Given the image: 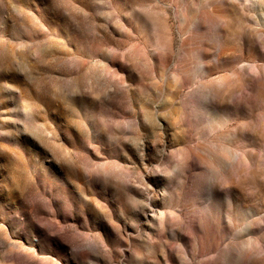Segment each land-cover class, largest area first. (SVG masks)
<instances>
[{"label":"rangeland","instance_id":"rangeland-1","mask_svg":"<svg viewBox=\"0 0 264 264\" xmlns=\"http://www.w3.org/2000/svg\"><path fill=\"white\" fill-rule=\"evenodd\" d=\"M0 264H264V0H0Z\"/></svg>","mask_w":264,"mask_h":264},{"label":"bare ground","instance_id":"bare-ground-1","mask_svg":"<svg viewBox=\"0 0 264 264\" xmlns=\"http://www.w3.org/2000/svg\"><path fill=\"white\" fill-rule=\"evenodd\" d=\"M195 241L198 243V245H200V238H199V236L196 237V240Z\"/></svg>","mask_w":264,"mask_h":264}]
</instances>
